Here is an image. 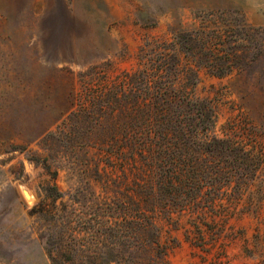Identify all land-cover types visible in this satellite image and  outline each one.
I'll list each match as a JSON object with an SVG mask.
<instances>
[{"label": "rangeland", "instance_id": "rangeland-1", "mask_svg": "<svg viewBox=\"0 0 264 264\" xmlns=\"http://www.w3.org/2000/svg\"><path fill=\"white\" fill-rule=\"evenodd\" d=\"M0 264H264V0H0Z\"/></svg>", "mask_w": 264, "mask_h": 264}, {"label": "trees", "instance_id": "trees-1", "mask_svg": "<svg viewBox=\"0 0 264 264\" xmlns=\"http://www.w3.org/2000/svg\"><path fill=\"white\" fill-rule=\"evenodd\" d=\"M193 163H194V160L193 161H191V168H193ZM190 179H191V188H193V186H195V184L196 185H198V183H199V179H198V177H197V175H196V173L195 172H191V177H190ZM179 182L181 183V180H179ZM171 183V181H168V184H170ZM198 187V186H197Z\"/></svg>", "mask_w": 264, "mask_h": 264}]
</instances>
